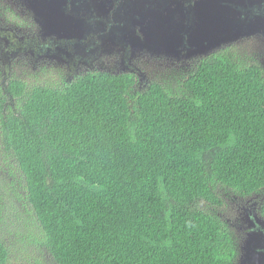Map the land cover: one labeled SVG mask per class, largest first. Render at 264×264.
Returning <instances> with one entry per match:
<instances>
[{
  "label": "trees",
  "instance_id": "16d2710c",
  "mask_svg": "<svg viewBox=\"0 0 264 264\" xmlns=\"http://www.w3.org/2000/svg\"><path fill=\"white\" fill-rule=\"evenodd\" d=\"M72 76L56 86L8 77L0 100V149L51 261L231 264L232 234L202 206L264 192L263 69L218 52L177 92L152 81L134 93L125 73Z\"/></svg>",
  "mask_w": 264,
  "mask_h": 264
},
{
  "label": "rangeland",
  "instance_id": "374dc122",
  "mask_svg": "<svg viewBox=\"0 0 264 264\" xmlns=\"http://www.w3.org/2000/svg\"><path fill=\"white\" fill-rule=\"evenodd\" d=\"M27 1L31 13L26 12L21 18L15 8L22 6L21 0H0V100L8 77L17 78L26 85L56 86L69 82L72 75L87 71L131 74L136 80L134 93L152 81L177 92L200 59L222 51L233 56L240 67L256 64L264 73V32H261L264 27L260 26L264 23L260 20L264 12L255 9L247 15L254 21L252 25L243 21L234 28L236 21L253 6L249 0H150L138 5L124 4L123 0L117 3L115 0ZM190 6L192 14L189 13ZM197 11L201 14L199 19ZM16 16L19 23H15ZM75 16L81 20H76ZM178 16L193 26L203 19L205 24L217 28L229 27L223 33L231 40L215 45L217 48L214 49L207 42L195 46L187 54L176 56L174 49L168 48L161 30L169 21H177ZM44 32L49 33L47 39H52L50 45L48 41L39 42ZM7 36L14 43L8 45ZM84 38L95 41L98 46L92 59L60 58L65 41H82ZM19 39L33 46L18 48L15 42ZM104 39L109 41L97 43ZM40 45L49 48V55L45 51L42 54L34 52L33 48L36 50ZM55 46L57 51H54ZM15 103L10 100L6 107L13 110ZM20 178L12 158L0 149V241L8 251V264H54L38 244L40 229L23 204ZM221 194L222 207L202 206V209L217 217L233 235L237 246L235 264H243L252 235L248 232L249 216L246 214L251 209L247 204L256 201L257 212L264 200V192L246 198L226 191ZM255 212H250L254 213V218L257 217ZM255 220L260 226L264 225L260 218Z\"/></svg>",
  "mask_w": 264,
  "mask_h": 264
},
{
  "label": "flooded vegetation",
  "instance_id": "af4514ba",
  "mask_svg": "<svg viewBox=\"0 0 264 264\" xmlns=\"http://www.w3.org/2000/svg\"><path fill=\"white\" fill-rule=\"evenodd\" d=\"M73 1L83 2V0H73ZM119 1L120 0H115L116 3ZM144 1L149 2L150 0H123L124 4L129 3L131 5H138L139 3ZM249 1L253 6L249 7L244 12V15L246 16L251 15L255 11V9L264 12V0H249ZM21 2H22V6L15 8L19 11L21 18H24L26 16V12L31 13L29 12L30 4L28 3L27 0H21ZM189 13L190 14L193 13V9L191 6L189 7ZM197 15L199 19V17L201 16L199 11H197ZM75 19L81 20L79 16L78 17L75 16ZM260 20H264V15L260 17ZM15 23H19L17 16L15 17ZM260 26L264 27V23L261 22ZM228 28L229 27L217 28L213 26V24H205L203 19L200 21V23L198 22L196 25L193 26L187 23V19L178 16L177 21L175 22L169 21V23L166 24L165 28L161 30V34L168 48L174 49V55L179 56L181 54H187V52H189L195 46L199 47L207 42L210 44L212 49L217 48L214 46V40L219 36L226 37L227 35L223 32ZM217 32H219V34H215ZM261 32L262 33L264 32V28L261 29ZM48 35H49L48 32L42 33L40 35L41 38L39 42L48 41L50 45L52 43V39L50 38L47 39L46 37ZM13 37L15 38V36ZM20 40L21 39L16 40L15 42L18 48H21L22 45H24L23 46L24 49L31 48L33 46L32 44H28L25 41L20 42ZM6 41L8 45L14 43V40L9 36L6 37ZM107 41H109V39L97 41V43L99 44L101 42H107ZM57 48L58 47L55 46L54 51H57L58 50ZM33 49L34 52L37 54H42L44 51L45 54L47 55H49L50 53V50L48 47H46V45H40L36 48V50L35 47ZM97 50H98V46L97 47L95 46V41L93 40H88L87 38H84V40L82 41L80 39H73L72 41H65L64 45H62V52L60 53V58L66 60L79 59L81 61L83 60L87 61V59H92L94 57V55L97 53ZM54 51L53 53H57ZM255 204H257L256 201H254L250 205L247 204V207L251 209L246 214V216H249L248 232L251 233L252 235L250 236V239H248L249 245L250 244L251 245L245 250V255H244L245 257L243 258L244 261L243 264H264V225L260 226L258 223H256L255 220L256 218H260L261 220L264 221V219L259 214V209L257 212H255ZM251 211H254L256 213L257 215L256 218H254V213L253 214L250 213ZM234 254H235L234 260L231 264H235L237 258V246L235 241H234Z\"/></svg>",
  "mask_w": 264,
  "mask_h": 264
},
{
  "label": "water",
  "instance_id": "95a60500",
  "mask_svg": "<svg viewBox=\"0 0 264 264\" xmlns=\"http://www.w3.org/2000/svg\"><path fill=\"white\" fill-rule=\"evenodd\" d=\"M241 24V22L239 21V20H237L236 21V24L234 25V28H236L238 25H240ZM231 40V38H229V37H222V36H219V37H217L215 40H214V46L215 45H217V44H219V43H222L223 42V44H225V43H227L228 41H230Z\"/></svg>",
  "mask_w": 264,
  "mask_h": 264
},
{
  "label": "clouds",
  "instance_id": "9594fccd",
  "mask_svg": "<svg viewBox=\"0 0 264 264\" xmlns=\"http://www.w3.org/2000/svg\"><path fill=\"white\" fill-rule=\"evenodd\" d=\"M239 21L241 22V24L243 23V21H246V23L245 24H248V25H252L254 22L252 21V18L251 17H249V18H247V16L246 15H244V17H241L240 19H239ZM205 42V41H204ZM211 56V55H210ZM207 57H209V56H206L205 58H207ZM205 58H202V59H200V60H203V59H205ZM199 60V61H200ZM198 61V62H199ZM197 62V63H198ZM197 65V64H196ZM195 65V66H196ZM195 68V67H194Z\"/></svg>",
  "mask_w": 264,
  "mask_h": 264
}]
</instances>
